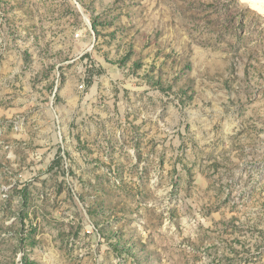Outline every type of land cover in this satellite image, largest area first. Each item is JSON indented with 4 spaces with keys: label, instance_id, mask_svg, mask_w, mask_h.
Returning <instances> with one entry per match:
<instances>
[{
    "label": "rangeland",
    "instance_id": "374dc122",
    "mask_svg": "<svg viewBox=\"0 0 264 264\" xmlns=\"http://www.w3.org/2000/svg\"><path fill=\"white\" fill-rule=\"evenodd\" d=\"M0 264H264V5L0 0Z\"/></svg>",
    "mask_w": 264,
    "mask_h": 264
},
{
    "label": "bare ground",
    "instance_id": "6f19581e",
    "mask_svg": "<svg viewBox=\"0 0 264 264\" xmlns=\"http://www.w3.org/2000/svg\"><path fill=\"white\" fill-rule=\"evenodd\" d=\"M254 3L258 4V5H264V0H252Z\"/></svg>",
    "mask_w": 264,
    "mask_h": 264
}]
</instances>
